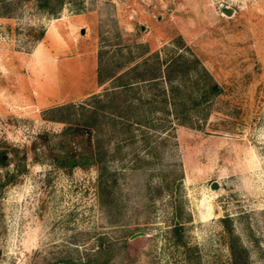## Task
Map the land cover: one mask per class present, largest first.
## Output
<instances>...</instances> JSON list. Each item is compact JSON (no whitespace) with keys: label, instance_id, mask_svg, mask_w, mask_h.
Masks as SVG:
<instances>
[{"label":"rangeland","instance_id":"obj_1","mask_svg":"<svg viewBox=\"0 0 264 264\" xmlns=\"http://www.w3.org/2000/svg\"><path fill=\"white\" fill-rule=\"evenodd\" d=\"M41 1L0 0V264H264V0Z\"/></svg>","mask_w":264,"mask_h":264},{"label":"trees","instance_id":"obj_2","mask_svg":"<svg viewBox=\"0 0 264 264\" xmlns=\"http://www.w3.org/2000/svg\"><path fill=\"white\" fill-rule=\"evenodd\" d=\"M58 2H60V0H58ZM40 5H46V0L41 1ZM210 90L212 91H216L218 89V85L215 82H212L210 84ZM85 124L87 125V127H89L88 123L85 121ZM86 131V130H83ZM99 152L98 150H94V152H90L88 156H79L78 159L76 160V158L73 157V155H64L63 157L61 156L60 158L56 157L55 158V163L61 167H66L69 168L72 165H81L84 166L87 161V157H90V162L97 164V167L100 168V156H98ZM81 155V153L79 154ZM0 163L4 164L5 163V159L4 156H2V154L0 153ZM102 166V165H101ZM99 175V180H100V175L101 172L99 171L98 173ZM179 224H174L172 226V231L175 233H179ZM226 235H227V245L229 248V258H230V264H248L245 258V251L243 248H238L237 249V244L235 242L236 238L235 236L232 234L230 228H226Z\"/></svg>","mask_w":264,"mask_h":264},{"label":"water","instance_id":"obj_3","mask_svg":"<svg viewBox=\"0 0 264 264\" xmlns=\"http://www.w3.org/2000/svg\"><path fill=\"white\" fill-rule=\"evenodd\" d=\"M222 10H223V12H224L225 14H229L230 11H231V9H230L229 7H227V8H223ZM210 186H211V188L215 187V182H211V185H210ZM136 234H138V233H133L132 236H133V235H136Z\"/></svg>","mask_w":264,"mask_h":264}]
</instances>
